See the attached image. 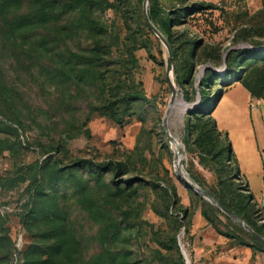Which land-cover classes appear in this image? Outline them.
<instances>
[{"label": "rangeland", "instance_id": "rangeland-1", "mask_svg": "<svg viewBox=\"0 0 264 264\" xmlns=\"http://www.w3.org/2000/svg\"><path fill=\"white\" fill-rule=\"evenodd\" d=\"M138 1L131 0L132 5L138 6ZM160 2L177 12L188 8L180 24L170 27L179 54L173 59L175 99L182 96L183 104L172 110L169 128L182 146L183 168L196 184L246 213L264 232V106L252 110L248 89L238 82L227 89L214 112L218 126L229 135L226 150L233 148L242 174L249 177L253 201L237 189L231 164L207 155L203 137L196 132L187 143L189 113L194 112L195 123L203 127L204 114L213 105L206 94L214 99L221 87V77L203 85L206 75L224 72L229 56H241L245 48H264V0ZM194 2L212 7L194 13L189 8ZM27 6L28 2L24 10ZM96 7L102 35L91 38L82 33L72 41L52 43L49 39L51 56L38 49L39 35L18 37L22 50L11 47L14 44L0 33V83L6 95L0 107L8 113L0 119L17 129L2 135L11 149L0 156V177L11 179L0 189V256H17L36 240H44L48 223H25L21 217L29 202L28 186L42 177L54 180L51 168L58 164L74 167L67 182L72 189L60 203L67 207L66 232L82 254L78 264L108 248L116 254L115 264H264V250L232 218L206 204L176 170V146L163 122L174 93L165 44L135 26L125 31L121 11L106 3ZM188 40L194 41L189 48V55L195 56L192 64L186 55ZM93 49L103 55L94 70L74 63L68 77L61 74L60 51L93 56ZM87 67L91 73L79 79ZM177 68L188 73L182 83L176 82ZM122 90H143L150 101L124 113L118 106ZM111 103L116 119L107 109ZM47 156L52 163L43 176L40 166ZM80 161L93 164V171L75 167ZM80 182L87 186L85 194L77 192ZM16 261L11 256L5 263Z\"/></svg>", "mask_w": 264, "mask_h": 264}, {"label": "trees", "instance_id": "trees-1", "mask_svg": "<svg viewBox=\"0 0 264 264\" xmlns=\"http://www.w3.org/2000/svg\"><path fill=\"white\" fill-rule=\"evenodd\" d=\"M156 0H149L148 15L158 30L164 35V37L170 43L173 50V59L177 60L178 50L176 49L173 40L171 25L175 26L180 24L181 17L187 14L185 8L180 12L166 8L160 5V0H157L158 6H154ZM187 0H184L186 2ZM28 2L27 9L24 10V4ZM138 6H133L131 0H0V33L5 37L6 41L10 42L11 47H20L23 50L24 44L17 42L18 37L26 39L28 35L37 36L39 39L37 45L40 46V51L43 56H51L52 50L49 48V39L53 42H57L58 39L62 41H72L77 35L82 33L87 34L91 38H96L98 35H102L104 31L98 28L97 21V5H103L106 3L107 7L112 8L114 11H121L123 13L124 30L132 31L135 27L138 28L141 34L148 32L155 34L148 26L145 14H144V0L138 1ZM189 6L190 11L197 12L203 8H211V4L197 3ZM24 10V11H23ZM128 10V11H126ZM189 11V10H188ZM62 20L67 23L64 25H58ZM172 22V24H171ZM55 27L49 28L50 25ZM58 25V26H57ZM42 31V32H41ZM89 33V34H88ZM53 36V38H51ZM2 40V39H1ZM0 40V42H1ZM4 40V42H5ZM189 46L186 47V55L189 63L192 64L195 56L189 55V48L194 41L188 40ZM98 42L95 41V45ZM6 44V42H5ZM4 45L0 44V53ZM93 56L73 53L72 51L66 52L60 51L59 71L61 74H65L67 77L73 71L74 63L86 64L91 70L99 65L100 58L103 56L101 50L93 49ZM241 56H229L227 68L224 72L212 71L206 75L203 80V85L208 84L213 80V77H221V87L217 93L216 98L211 97V93L206 94L208 101L213 103L211 112L204 114L205 124L203 127L200 124L195 123L196 115L194 112L189 113L188 121L190 129L188 132L187 143H189L194 133H198L199 137H203L206 141L207 155L212 156L213 159H219L220 161L228 162L231 164V168L234 173L232 174L239 184L237 189L247 197L249 201H253V192L249 184H247L242 177L239 163L236 160L235 152L230 146L229 150H226L227 144L230 143L228 132L220 130L217 120L214 117V111L217 108L222 97L226 93L227 89L238 82H242L245 87L251 92L253 98L264 99V87L260 85L264 79V48L255 49L253 47L245 48L240 52ZM72 54V55H71ZM80 56V57H74ZM86 68L82 70V74L78 75L79 79L84 74H90V69ZM176 82H183L188 73L182 74L180 70L175 69ZM84 73V74H83ZM257 79L256 84H252ZM201 89L204 91L203 87ZM123 96H121V103L118 106L124 108V113L131 109H138L140 103L148 100L143 90L127 91L122 90ZM0 99H6L5 89L3 84L0 83ZM115 103H111L107 106L111 117L116 119L117 112L114 110ZM156 104V103H155ZM154 106V105H153ZM0 114L8 118V113L4 110L3 106L0 107ZM17 132V129L5 121L0 119V156L4 154L6 150H10L11 146L8 144L9 140L2 135L8 133ZM225 140V141H223ZM51 156H47L40 166L41 173L44 176L48 168H51ZM88 168L93 171V164L88 161H80L75 167ZM36 168V167H35ZM73 166H61L54 165L52 169L53 178L51 182L44 179V177L37 179L33 185L28 186L30 193L29 202L25 210V215L21 219L28 223L30 220L46 221L48 224L47 233L44 234V240H36L27 250L19 252L17 256L14 253H10L2 259L0 256V264H6L5 261L9 258L16 259V264H78V261H82V254L78 250L76 240L69 235L67 231L68 212L65 205L60 203L61 197L66 195V192L71 190V186L67 185L71 175L75 172ZM10 177H0V189L5 186L6 182H10ZM7 184V183H6ZM77 192L85 194L87 186L84 183H78ZM75 189V188H74ZM216 198H218L223 204L228 206L231 210L241 216L249 225L253 227L260 235L264 237L262 229H258L252 223V220L247 218L246 213H241L235 207H233L228 201L220 197L216 192L208 189ZM174 202L177 203L178 195L175 191L173 194ZM206 204L213 207L218 212L223 211L212 204L210 201L205 200ZM207 216V214L205 213ZM226 217L231 218L224 213ZM253 240L254 244L261 247L264 250L263 244H261L252 234L240 226ZM115 235V232H113ZM38 237V236H36ZM249 247L254 248L252 243L246 244ZM117 260L115 252L108 248L104 252L94 255L85 264H115ZM3 261V262H2Z\"/></svg>", "mask_w": 264, "mask_h": 264}, {"label": "water", "instance_id": "water-1", "mask_svg": "<svg viewBox=\"0 0 264 264\" xmlns=\"http://www.w3.org/2000/svg\"><path fill=\"white\" fill-rule=\"evenodd\" d=\"M148 4H149V0H144V14H145L146 22H147L148 26L150 27V29L155 33V35H157L162 40V42L165 44V46H166V48L168 50V54H169V72H170V74H172L171 84H172V88H173L174 93H173L171 102L168 105V108H167V111H166V114H165L163 122H164V127H165V130H166L167 134H168L169 139L176 146V155H175V167H176V170H177L179 176L182 177V179L184 180L185 184L189 188H191L192 190H195L199 195H201L202 197H204L205 199L209 200L210 202L215 204L217 207H219L225 214L230 216L235 222H237L240 226H242L244 229H246L250 234H252L264 246V237L262 235H260L256 230H254L253 227L251 225H249L236 212H234L228 206L223 204L209 190H207V189L199 186L198 184H196L185 173V171L183 170V168L181 166L182 161L179 158V154L182 152V146H181L180 142L171 134L170 128H169V118H170V115H171L172 110H173V104L175 102V94L177 92L175 90V80H174L173 50H172V47H171L170 43L168 42V40L158 30V28L155 27V25L152 23L149 15H148Z\"/></svg>", "mask_w": 264, "mask_h": 264}, {"label": "crops", "instance_id": "crops-1", "mask_svg": "<svg viewBox=\"0 0 264 264\" xmlns=\"http://www.w3.org/2000/svg\"><path fill=\"white\" fill-rule=\"evenodd\" d=\"M248 92H249V94H250V97H251V103L253 102V100L255 99V98H253V96H252V94H251V92L248 90ZM225 95V94H224ZM224 97V96H223ZM222 97V98H223ZM222 100V99H221ZM221 102V101H220ZM220 102H219V104H220ZM251 103H250V107H251ZM218 104V105H219ZM260 106H264V99L262 98V99H260V101H259V104L255 107V108H251L252 110H255V109H257L258 107H260ZM216 110V109H215ZM215 112V111H214ZM215 117V116H214ZM216 118V117H215ZM216 120H217V123H218V119L216 118ZM219 128H220V130H221V127L219 126ZM242 173V172H241ZM242 177H243V180L247 183V184H249V186H250V181H249V177L244 173V174H242Z\"/></svg>", "mask_w": 264, "mask_h": 264}, {"label": "bare ground", "instance_id": "bare-ground-1", "mask_svg": "<svg viewBox=\"0 0 264 264\" xmlns=\"http://www.w3.org/2000/svg\"><path fill=\"white\" fill-rule=\"evenodd\" d=\"M182 97V96H181ZM181 97H177L176 99H175V102H174V104H173V109L174 108H176V107H178V106H180L181 104H183V99L181 98ZM181 160V159H180ZM181 166H182V168H183V164L181 163ZM183 170H184V168H183ZM185 171V170H184ZM185 173H186V171H185ZM187 174V173H186Z\"/></svg>", "mask_w": 264, "mask_h": 264}, {"label": "built area", "instance_id": "built-area-1", "mask_svg": "<svg viewBox=\"0 0 264 264\" xmlns=\"http://www.w3.org/2000/svg\"><path fill=\"white\" fill-rule=\"evenodd\" d=\"M259 101H260L259 98H255V99L253 100V102L251 103V108H252V109L255 108V107L259 104Z\"/></svg>", "mask_w": 264, "mask_h": 264}]
</instances>
